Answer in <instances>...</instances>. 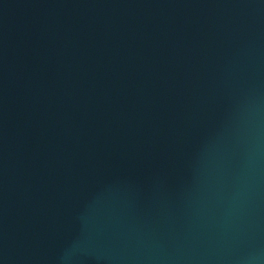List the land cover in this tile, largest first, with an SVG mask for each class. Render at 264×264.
I'll use <instances>...</instances> for the list:
<instances>
[{
	"label": "water",
	"instance_id": "obj_1",
	"mask_svg": "<svg viewBox=\"0 0 264 264\" xmlns=\"http://www.w3.org/2000/svg\"><path fill=\"white\" fill-rule=\"evenodd\" d=\"M0 264H264V0H0Z\"/></svg>",
	"mask_w": 264,
	"mask_h": 264
}]
</instances>
